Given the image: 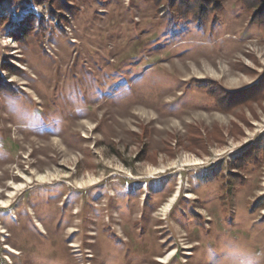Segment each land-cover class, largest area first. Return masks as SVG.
Returning <instances> with one entry per match:
<instances>
[{
  "label": "rangeland",
  "instance_id": "rangeland-1",
  "mask_svg": "<svg viewBox=\"0 0 264 264\" xmlns=\"http://www.w3.org/2000/svg\"><path fill=\"white\" fill-rule=\"evenodd\" d=\"M264 0H0V264H264Z\"/></svg>",
  "mask_w": 264,
  "mask_h": 264
},
{
  "label": "trees",
  "instance_id": "trees-1",
  "mask_svg": "<svg viewBox=\"0 0 264 264\" xmlns=\"http://www.w3.org/2000/svg\"><path fill=\"white\" fill-rule=\"evenodd\" d=\"M33 1H37V0H33ZM257 7H258V10H259V12L258 13H262V12H264V1L262 2L261 1V3L259 2V4H257ZM262 21V22H264V18H259V21Z\"/></svg>",
  "mask_w": 264,
  "mask_h": 264
}]
</instances>
